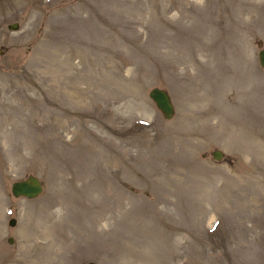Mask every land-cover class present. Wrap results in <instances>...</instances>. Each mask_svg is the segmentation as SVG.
Wrapping results in <instances>:
<instances>
[{"label": "rangeland", "instance_id": "obj_1", "mask_svg": "<svg viewBox=\"0 0 264 264\" xmlns=\"http://www.w3.org/2000/svg\"><path fill=\"white\" fill-rule=\"evenodd\" d=\"M262 46L264 0H0V264H264Z\"/></svg>", "mask_w": 264, "mask_h": 264}, {"label": "water", "instance_id": "obj_2", "mask_svg": "<svg viewBox=\"0 0 264 264\" xmlns=\"http://www.w3.org/2000/svg\"><path fill=\"white\" fill-rule=\"evenodd\" d=\"M17 26V22L8 24L9 28H16ZM258 60L259 64L264 68V46L260 47L258 50ZM148 95L166 118L173 115L174 105L171 100V96L166 89L160 86H153L149 90ZM211 154L217 160L223 157V151L219 148L212 150ZM42 191V181L37 175L32 173L28 174L25 178L14 180L11 184V192L15 196L35 197ZM15 221V218L11 217L9 219V224L13 225ZM8 240L9 242H12L13 238L9 237ZM86 264H98V262L89 260Z\"/></svg>", "mask_w": 264, "mask_h": 264}, {"label": "bare ground", "instance_id": "obj_3", "mask_svg": "<svg viewBox=\"0 0 264 264\" xmlns=\"http://www.w3.org/2000/svg\"><path fill=\"white\" fill-rule=\"evenodd\" d=\"M52 255H54V254H52ZM48 258V257H47ZM45 261V260H44ZM52 264H53V262H52Z\"/></svg>", "mask_w": 264, "mask_h": 264}]
</instances>
